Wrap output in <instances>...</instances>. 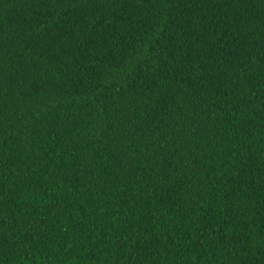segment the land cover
Here are the masks:
<instances>
[{
    "label": "trees",
    "instance_id": "trees-1",
    "mask_svg": "<svg viewBox=\"0 0 264 264\" xmlns=\"http://www.w3.org/2000/svg\"><path fill=\"white\" fill-rule=\"evenodd\" d=\"M0 264H264V0H0Z\"/></svg>",
    "mask_w": 264,
    "mask_h": 264
}]
</instances>
